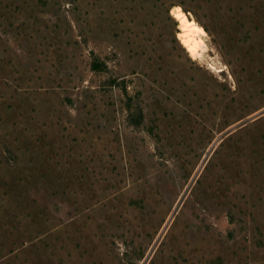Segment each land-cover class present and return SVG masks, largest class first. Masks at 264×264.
I'll return each mask as SVG.
<instances>
[{"label": "rangeland", "instance_id": "1", "mask_svg": "<svg viewBox=\"0 0 264 264\" xmlns=\"http://www.w3.org/2000/svg\"><path fill=\"white\" fill-rule=\"evenodd\" d=\"M0 264H264V0H0Z\"/></svg>", "mask_w": 264, "mask_h": 264}, {"label": "bare ground", "instance_id": "2", "mask_svg": "<svg viewBox=\"0 0 264 264\" xmlns=\"http://www.w3.org/2000/svg\"><path fill=\"white\" fill-rule=\"evenodd\" d=\"M171 15L178 22L180 32L177 37L192 60L199 58L206 51L205 29L180 7H173Z\"/></svg>", "mask_w": 264, "mask_h": 264}, {"label": "trees", "instance_id": "3", "mask_svg": "<svg viewBox=\"0 0 264 264\" xmlns=\"http://www.w3.org/2000/svg\"><path fill=\"white\" fill-rule=\"evenodd\" d=\"M92 69L93 70H100V67L96 63H93L92 64Z\"/></svg>", "mask_w": 264, "mask_h": 264}]
</instances>
